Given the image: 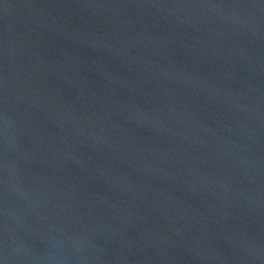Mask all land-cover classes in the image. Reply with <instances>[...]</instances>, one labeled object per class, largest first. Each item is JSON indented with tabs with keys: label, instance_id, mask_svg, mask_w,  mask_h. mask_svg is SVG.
I'll return each instance as SVG.
<instances>
[{
	"label": "water",
	"instance_id": "obj_1",
	"mask_svg": "<svg viewBox=\"0 0 264 264\" xmlns=\"http://www.w3.org/2000/svg\"><path fill=\"white\" fill-rule=\"evenodd\" d=\"M0 264H264V0H0Z\"/></svg>",
	"mask_w": 264,
	"mask_h": 264
}]
</instances>
